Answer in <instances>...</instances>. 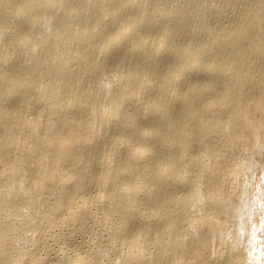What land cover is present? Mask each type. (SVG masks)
I'll return each instance as SVG.
<instances>
[{"label":"bare ground","instance_id":"obj_1","mask_svg":"<svg viewBox=\"0 0 264 264\" xmlns=\"http://www.w3.org/2000/svg\"><path fill=\"white\" fill-rule=\"evenodd\" d=\"M0 264H264V0H0Z\"/></svg>","mask_w":264,"mask_h":264}]
</instances>
